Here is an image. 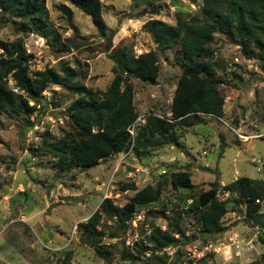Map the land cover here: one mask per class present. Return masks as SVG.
Wrapping results in <instances>:
<instances>
[{"label":"rangeland","instance_id":"1","mask_svg":"<svg viewBox=\"0 0 264 264\" xmlns=\"http://www.w3.org/2000/svg\"><path fill=\"white\" fill-rule=\"evenodd\" d=\"M100 1L107 32H115L110 49L90 17L67 0H47V7L62 38L74 40L76 46L69 51H58L44 37L25 30L23 21L3 11L0 40H23L32 76L70 65L85 71L87 78L81 82L96 91H104L113 80V62L108 57L113 49L132 55L155 51L160 70L156 83L131 80L139 114L131 129L135 136L149 115L170 117L182 74L177 62L180 48L160 51L145 25L153 19L173 25L179 14L198 16L203 0H159L150 5L140 0ZM65 8L72 11L71 17L64 13ZM204 61L211 63L221 82V118H191L192 125L174 127V143L131 148L91 168L61 170L56 157L44 148L45 142L58 140L72 130L67 111L77 94L51 83L40 105L30 103L36 107L33 113L0 109V264H61L66 258L67 264H141L124 256L134 254L144 259L139 245H149L153 229L171 233L176 223L193 240L179 249L156 252L161 260L152 264L259 263L264 257V230L252 224L245 204L227 205L228 212L222 218L226 230L214 237L199 234L197 212L190 205L215 181L224 187L240 177L264 180V59L246 58L240 46L217 31ZM9 87L18 92L13 81ZM179 171L190 173L193 189L173 187L170 175ZM163 181L160 199L146 207L153 213H144L137 226L130 221L121 228L117 218L102 215L98 227L102 244L112 253L110 260L100 258L93 248L80 242L79 223L99 211L104 199L122 207L138 191ZM132 182L136 190H122ZM228 195L222 188L218 191L220 201H226ZM209 243L215 248L206 250Z\"/></svg>","mask_w":264,"mask_h":264},{"label":"trees","instance_id":"2","mask_svg":"<svg viewBox=\"0 0 264 264\" xmlns=\"http://www.w3.org/2000/svg\"><path fill=\"white\" fill-rule=\"evenodd\" d=\"M67 1L90 17L107 49L112 48L115 32H107L101 1ZM140 1L150 5L159 0ZM0 11L23 21L25 30L44 37L60 52H67L76 46L74 40L63 39L52 23L47 0H0ZM63 11L71 17L70 9L65 8ZM145 28L160 51L180 48L177 62L182 74L172 98L170 117L149 115L135 136L131 133L139 117L131 80L156 83L160 70L155 51L132 55L126 50L113 49L108 54L113 62V80L104 91H96L81 82L87 78V73L70 65L62 64L59 70L50 68L32 76L28 66L29 54L20 38L11 43L0 40V109L33 113L35 105L42 103L43 92L51 83L77 94L79 97L67 111L72 130L58 140L45 142L44 148L56 157V166L61 170L91 168L101 160L128 152L131 148L140 150L174 143V127L192 125L191 118L223 116L221 82L216 79L211 63L204 61L207 47L217 31L222 32L230 43L240 46L246 58L264 59V0H203L198 16L189 18L179 14L173 25L153 19L146 23ZM9 81L14 82L18 92L9 87ZM31 102L35 105H30ZM31 125L29 123L28 126ZM170 183L175 188H194L187 171L172 173ZM164 185L165 181L155 187L146 186L122 207L115 205L111 199H104L99 211L87 222L79 223L80 242L93 248L100 258L110 260L112 253L102 244V233L98 227L102 215L108 219L117 218L120 227L126 228L127 220L135 211L160 199ZM221 188L229 193L226 201L218 199ZM136 189V184L132 182L122 190ZM257 199L264 200V180L240 177L224 187L218 181L213 182L210 189L194 198L190 209L197 212L201 225L199 234L207 237L225 232L222 218L228 212V204H245L246 214L252 224L264 230V213L260 212V206L255 202ZM151 213L153 211H149ZM149 240V245H139V252L145 256L144 259L134 254L125 255L124 259L152 264L155 259L161 260L156 252L169 247L179 249L193 239L176 223L171 233L155 227ZM147 251H150L148 256ZM263 260L264 257L255 264ZM67 263L66 258L61 264Z\"/></svg>","mask_w":264,"mask_h":264},{"label":"built area","instance_id":"3","mask_svg":"<svg viewBox=\"0 0 264 264\" xmlns=\"http://www.w3.org/2000/svg\"><path fill=\"white\" fill-rule=\"evenodd\" d=\"M257 204H259L260 206V212L261 213H264V200L262 199H257L255 201ZM149 212V209L146 207L144 208H141L140 210L138 211H135L132 216L127 220V224H130V221L132 222L131 224L137 226V222L141 220L142 218V215L146 212ZM213 248H215V245L213 243H209L208 245H206L205 249L206 250H212ZM261 264H264V260L261 262Z\"/></svg>","mask_w":264,"mask_h":264}]
</instances>
